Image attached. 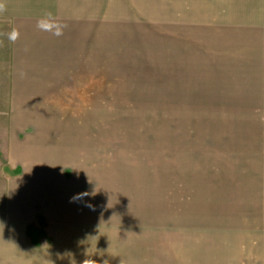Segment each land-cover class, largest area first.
<instances>
[{
    "label": "rangeland",
    "instance_id": "1",
    "mask_svg": "<svg viewBox=\"0 0 264 264\" xmlns=\"http://www.w3.org/2000/svg\"><path fill=\"white\" fill-rule=\"evenodd\" d=\"M98 14L97 95L67 99L68 122L92 129L93 175L157 194L167 257L191 244L194 264H264V0H98ZM89 238L83 257L99 250Z\"/></svg>",
    "mask_w": 264,
    "mask_h": 264
},
{
    "label": "crops",
    "instance_id": "2",
    "mask_svg": "<svg viewBox=\"0 0 264 264\" xmlns=\"http://www.w3.org/2000/svg\"><path fill=\"white\" fill-rule=\"evenodd\" d=\"M5 3L0 100H11V117L0 127V264H68L67 259H73L71 264L86 259L97 264H194L191 244L175 258L158 252V199L147 198V188L132 189L123 171L107 168L105 179L94 176L92 129L82 121L68 122L67 99L97 95L98 0ZM48 12L66 25L63 35L36 27ZM12 28L20 32L15 43L6 36ZM262 47L257 66L263 80L258 84L264 83ZM87 114L81 110L69 116ZM68 132L77 133L72 142L81 149L62 159L55 148ZM92 235L99 250L83 257L80 245L93 241Z\"/></svg>",
    "mask_w": 264,
    "mask_h": 264
},
{
    "label": "clouds",
    "instance_id": "3",
    "mask_svg": "<svg viewBox=\"0 0 264 264\" xmlns=\"http://www.w3.org/2000/svg\"><path fill=\"white\" fill-rule=\"evenodd\" d=\"M6 10L7 9H6L5 0H0V14H3ZM36 27L41 31H46L54 36L59 37L63 35V30L66 27V25L60 23L56 18L53 17L52 13L48 12L45 13L44 16L37 21ZM6 36L10 43H15L20 36V32L17 28H12L6 34ZM87 195L88 193L86 192L78 194L77 196L73 197V200L82 199L84 196ZM83 264H97V262L92 259H86L83 261ZM104 264H108V262L105 261Z\"/></svg>",
    "mask_w": 264,
    "mask_h": 264
}]
</instances>
